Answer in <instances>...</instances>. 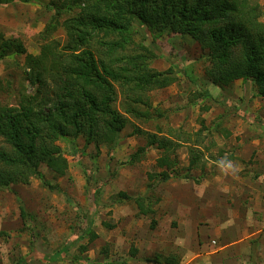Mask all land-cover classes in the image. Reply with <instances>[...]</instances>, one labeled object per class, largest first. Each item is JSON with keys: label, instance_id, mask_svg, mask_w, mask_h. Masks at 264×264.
<instances>
[{"label": "rangeland", "instance_id": "374dc122", "mask_svg": "<svg viewBox=\"0 0 264 264\" xmlns=\"http://www.w3.org/2000/svg\"><path fill=\"white\" fill-rule=\"evenodd\" d=\"M48 1L0 0V37L18 39L27 53L38 54L39 34L52 15ZM256 1L264 22V0ZM54 37L63 39V31ZM155 44L157 57L150 66L157 71L172 67L177 75L170 86L149 93L150 111L163 118L149 122L124 114L117 97L113 106L126 120L116 146H97L83 136L69 144L68 137H60L64 175L42 164V178L33 175L0 190V264H104L112 257L153 264L145 259L158 251L179 254L181 264H264V98L250 79L222 88L211 84L205 72L207 51L188 35L165 30ZM23 61V55L15 54L0 59L1 105L16 104L19 89L27 91ZM205 90L210 97L200 99ZM156 123L179 128L192 139L200 134L194 149L197 166H189L194 141L189 140L176 148V171L169 170L172 177L164 182L149 178L163 171L157 166L159 153L134 133L136 128L153 132ZM141 147L140 158L129 162ZM91 163L96 182L89 190L85 169ZM118 193H153L160 198L156 214L138 215ZM18 201L30 217H21ZM151 219L156 222L152 229ZM86 230L96 238L90 241ZM130 245L137 249L134 258ZM80 246L86 247L83 253ZM210 255L213 262H206Z\"/></svg>", "mask_w": 264, "mask_h": 264}, {"label": "trees", "instance_id": "16d2710c", "mask_svg": "<svg viewBox=\"0 0 264 264\" xmlns=\"http://www.w3.org/2000/svg\"><path fill=\"white\" fill-rule=\"evenodd\" d=\"M47 6L52 15L39 34L38 54L27 53L18 39L0 37V59L12 54L24 56L21 68L28 91L19 89L14 105L0 104L2 191L26 183L33 175L42 178V164L57 176L64 175L67 161L57 144L60 137H68L69 144L83 136L97 146H116L126 120L113 106L117 97L121 98L124 114L149 122L162 119L161 112L150 111L149 93L177 81L172 67L157 71L150 66L157 57V36L165 30L188 35L207 51L205 72L211 84L222 88L236 80L250 79L264 98V22L256 0H49ZM59 29L63 39L54 37ZM182 73L194 82L184 70ZM198 97H210L209 91L200 92ZM200 124L203 128V121ZM162 126L156 123L153 132L134 130L159 153L157 166L163 171L149 176L159 182L172 177L169 170L176 171L173 154L183 143L194 140L190 142L189 166L196 167L199 162L194 150L200 142L199 133L192 139L179 128ZM143 151L139 148L129 162L137 161ZM88 167L85 174L90 190L96 182L95 165ZM118 194L122 203L135 205L138 215L156 214L160 198L153 193L136 197ZM18 203L21 217H30ZM155 225L151 219L150 228ZM85 234L90 235V241L96 238L91 231ZM80 238L82 235L76 240ZM80 248L81 253L86 250L85 246ZM128 252L134 258L137 249L130 245ZM145 260L179 264L180 256L155 253ZM84 261L80 263L89 264ZM104 261L127 264L121 257ZM20 263L23 260L17 262Z\"/></svg>", "mask_w": 264, "mask_h": 264}, {"label": "crops", "instance_id": "0c3cea01", "mask_svg": "<svg viewBox=\"0 0 264 264\" xmlns=\"http://www.w3.org/2000/svg\"><path fill=\"white\" fill-rule=\"evenodd\" d=\"M193 228H194L195 230L198 229V228H196V226H193ZM192 232H193V231H192ZM196 232L200 234L199 230H198V231H194L193 234L196 235V234H197ZM193 234H191V235H193ZM156 253H163V254H166V255L169 254V253H174L175 255H179V254H177V253H175V252H164V251H158V252H156ZM154 254H155V253H154ZM154 254H153V255H154ZM153 255H152V256H153ZM152 256H151V257H152ZM179 256H180V255H179ZM149 258H150V257H149ZM203 258H205V257L203 256L202 259H203ZM213 258H214V257H212V255L207 256V257H206V262H210V261L213 262ZM150 263H151V262H150ZM179 264H181V258H180V263H179Z\"/></svg>", "mask_w": 264, "mask_h": 264}]
</instances>
